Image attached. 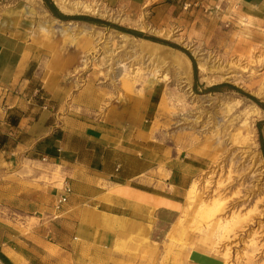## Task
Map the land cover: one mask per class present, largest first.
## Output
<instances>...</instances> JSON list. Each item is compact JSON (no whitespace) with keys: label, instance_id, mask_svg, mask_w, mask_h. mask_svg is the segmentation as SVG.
Here are the masks:
<instances>
[{"label":"rangeland","instance_id":"1","mask_svg":"<svg viewBox=\"0 0 264 264\" xmlns=\"http://www.w3.org/2000/svg\"><path fill=\"white\" fill-rule=\"evenodd\" d=\"M33 1L0 0V17L6 8L27 4L37 10L36 30L47 33L38 27L47 22L40 6L56 4L62 11L52 34L80 41L71 73L62 78L72 86L62 114L102 117L125 96H146L158 103L147 124L162 145L204 161L180 207L162 212L152 235L140 241V262L264 264V22L229 0H149L137 7L69 0L97 1L104 15L64 9L54 0ZM31 15L1 21L0 35L14 32L17 23L21 31L32 28ZM66 22L76 25L68 29ZM49 213L21 218L22 236L54 227Z\"/></svg>","mask_w":264,"mask_h":264},{"label":"crops","instance_id":"2","mask_svg":"<svg viewBox=\"0 0 264 264\" xmlns=\"http://www.w3.org/2000/svg\"><path fill=\"white\" fill-rule=\"evenodd\" d=\"M106 1L137 7L149 0ZM229 1L264 22V0ZM56 6H40L47 24L39 26L62 21ZM27 13L32 28L17 23L0 35V264H143L140 241L162 212L180 207L204 161L162 145L147 124L158 103L146 96H125L102 117L62 114L72 91L62 78L80 41L36 30L37 10L27 4L6 8L0 23ZM45 61L49 68L39 71ZM65 184L71 192L54 227L22 236L18 221L51 212Z\"/></svg>","mask_w":264,"mask_h":264},{"label":"bare ground","instance_id":"3","mask_svg":"<svg viewBox=\"0 0 264 264\" xmlns=\"http://www.w3.org/2000/svg\"><path fill=\"white\" fill-rule=\"evenodd\" d=\"M30 1H31L30 2L31 5H36L35 4L36 2H34L33 0H30ZM54 1L57 2L59 5H61L62 8L68 9V10H76V11L84 10V11H87V12H89L91 14H100V15H104V13H106L104 8H102L101 5L99 4V2H97V1L93 2L92 4H88V3L84 2V1H76V2H72V1H69V0H54ZM51 23H52V25L49 28H47L46 26H39V27H40V29L42 31H47V32L50 31L51 29H54L55 27H58V24H57L56 20H53V22H51ZM66 23L68 24V29H69V27L71 29V28H73L76 25L75 22H66ZM55 24H57V25H55ZM89 29H90L89 26L81 25V30L80 31L83 32V34H84L85 32H88ZM67 32L68 31H67V28H66V30L63 31V33L68 34ZM117 35H119L120 37H126L124 34H121V33H119Z\"/></svg>","mask_w":264,"mask_h":264},{"label":"built area","instance_id":"4","mask_svg":"<svg viewBox=\"0 0 264 264\" xmlns=\"http://www.w3.org/2000/svg\"><path fill=\"white\" fill-rule=\"evenodd\" d=\"M62 190L63 192L57 196L56 200L52 205V211L48 214V218L50 222L59 219L61 206L66 201L67 195L71 192V188L67 184L63 186Z\"/></svg>","mask_w":264,"mask_h":264},{"label":"trees","instance_id":"5","mask_svg":"<svg viewBox=\"0 0 264 264\" xmlns=\"http://www.w3.org/2000/svg\"><path fill=\"white\" fill-rule=\"evenodd\" d=\"M59 17L61 18H64L63 15H59ZM72 18H75V19H82V20H87L89 22H92V23H103V24H108V23H105L104 21H100L99 19H94V18H90V17H86V16H80V15H76V16H73ZM118 29H121L123 30L122 28H118ZM196 72V69H195V66H194V74Z\"/></svg>","mask_w":264,"mask_h":264}]
</instances>
